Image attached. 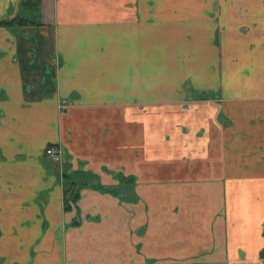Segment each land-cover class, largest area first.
<instances>
[{"label":"crops","instance_id":"0c3cea01","mask_svg":"<svg viewBox=\"0 0 264 264\" xmlns=\"http://www.w3.org/2000/svg\"><path fill=\"white\" fill-rule=\"evenodd\" d=\"M263 228L264 0H40L0 25V264H264Z\"/></svg>","mask_w":264,"mask_h":264},{"label":"trees","instance_id":"16d2710c","mask_svg":"<svg viewBox=\"0 0 264 264\" xmlns=\"http://www.w3.org/2000/svg\"><path fill=\"white\" fill-rule=\"evenodd\" d=\"M39 4L40 0H22L21 1V6L23 10H26L30 13L29 17H26L22 14L17 15L14 19H9V20H2L0 21V25H6V26H11V25H24V24H30V23H36V20L39 15ZM66 194H68L67 198H65V206L66 208H70V202H75L79 196L77 190L75 189H68L66 191ZM263 233H264V228H263Z\"/></svg>","mask_w":264,"mask_h":264},{"label":"built area","instance_id":"2783aa9c","mask_svg":"<svg viewBox=\"0 0 264 264\" xmlns=\"http://www.w3.org/2000/svg\"><path fill=\"white\" fill-rule=\"evenodd\" d=\"M43 156L50 158L55 163H59L62 160L63 151L59 144H48L44 149Z\"/></svg>","mask_w":264,"mask_h":264},{"label":"rangeland","instance_id":"374dc122","mask_svg":"<svg viewBox=\"0 0 264 264\" xmlns=\"http://www.w3.org/2000/svg\"><path fill=\"white\" fill-rule=\"evenodd\" d=\"M29 14V13H28ZM65 105V103L64 104H62V106H64Z\"/></svg>","mask_w":264,"mask_h":264}]
</instances>
